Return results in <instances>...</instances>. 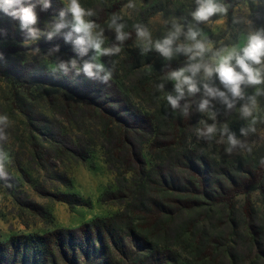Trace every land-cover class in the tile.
Here are the masks:
<instances>
[{
  "label": "rangeland",
  "instance_id": "374dc122",
  "mask_svg": "<svg viewBox=\"0 0 264 264\" xmlns=\"http://www.w3.org/2000/svg\"><path fill=\"white\" fill-rule=\"evenodd\" d=\"M80 2L86 9L94 11L95 15L89 19L94 20L99 28L104 30L105 46L115 42L114 29L108 27L111 17H122L120 22L126 24L125 31L130 33V38L124 42L121 53L113 57H101L100 62L105 64L106 60L110 68L117 69L120 75L126 76L122 79V87L132 89L133 93H128L136 102H140L144 108L154 104L157 106L155 99L149 98L140 90L141 87L136 82L139 81L137 76L125 73L138 71L140 63L134 62L133 58L136 54H148L149 58L144 61L142 67L145 72L152 74L153 68H156L155 74L160 76L164 65H167V72L178 69L187 63V57L184 54H176L171 60H166L154 47L143 52V44L138 42L133 26L145 25L151 32L153 42L162 39L172 29L173 23L183 25L186 32L188 24L194 23L191 12L196 7L195 0H132L134 8L126 7L129 0ZM221 2L228 7L227 14H217L208 22L198 25L203 34L198 39L211 44V49L205 53V62H211L213 53L225 47L242 48L251 32L264 29V0ZM64 6L65 0H51L47 15L38 21L37 27L42 31L46 30L47 24ZM4 15L0 11L1 24ZM10 24L15 28L12 22ZM5 27L8 28L6 24ZM177 43L192 42L186 41L181 35ZM55 45H59L60 51L48 56V50ZM36 48L40 49L39 54H33ZM0 52L5 56H12L15 63L21 64L17 65L19 68L24 69L26 73L31 72L37 78L43 76V72L48 75L59 72L53 71L58 59L76 58L73 46L66 43L62 36L52 41L41 37L38 41L26 43L24 36L16 33L9 41H0ZM141 70L144 71L142 68ZM202 77L203 73L198 79ZM159 80L150 86L152 95L160 93L156 87L160 83H164L165 88L172 91L173 82L168 81V84L165 79ZM35 81L28 79L21 85H15L0 76V114H7L11 121L6 130L7 140L0 141V149L9 157L5 166L8 178L0 179V244L20 235H44L57 230H75L96 218H108L121 210L118 203L103 202L107 191L117 190V173L108 165L105 156L106 148L112 149L114 145V142L109 145L110 138L105 137L106 121L94 117L88 119L91 117L84 115L70 102H66L70 113L65 115L60 110L64 105L62 96L43 86V83ZM218 87L223 90L222 85ZM243 87L246 98L254 95L257 88L264 91V84ZM45 92H50V96ZM256 99L257 110L254 115L257 116V123L253 125L256 132H250L247 136H242L240 129H247L251 125V118L242 119L238 112L241 104L246 101L238 102L236 108L231 111H226L223 105L214 102L215 111L221 114L216 117L217 128L226 122L236 124L238 130L232 133L244 141V148L228 155L224 151L227 146L226 137L222 143H216L215 140H197L195 129L202 127L200 121H213L196 108L184 118V122L174 121L172 118L174 126L178 123L174 128L176 143L201 145L219 158L231 161L249 154L257 155L258 158L264 157V95H259ZM176 115L178 116V113ZM84 116L85 118H82ZM148 147L149 144L144 147L143 155L150 163ZM261 199L260 191L253 187L248 194L237 197L236 202L238 206H242L249 200L262 218L264 208ZM215 212L204 208L176 222V225L188 227V218L197 220V229L190 233L188 242L191 246L189 258H192L193 262V258L198 257L195 249L197 246L192 248L193 245L199 244L196 237H201L204 241L213 239L205 234H217L221 230V219ZM199 264L210 263L206 261Z\"/></svg>",
  "mask_w": 264,
  "mask_h": 264
},
{
  "label": "trees",
  "instance_id": "16d2710c",
  "mask_svg": "<svg viewBox=\"0 0 264 264\" xmlns=\"http://www.w3.org/2000/svg\"><path fill=\"white\" fill-rule=\"evenodd\" d=\"M36 11L39 20L48 13L39 7ZM2 22L0 41H9L16 33L23 35L18 21L4 15ZM148 58V54H136L133 61L140 63L138 71L125 72L137 76L140 90L158 102L144 108L128 93H133L132 89L122 87L126 76L110 68L106 60L105 66L113 75L103 84L74 71L67 75L43 72L37 78L19 68L21 64L12 56L0 52V76L10 83L36 80L62 96L60 110L65 115L70 113L66 103L70 102L91 117L88 119L106 121L104 134L110 138L109 145H114L106 148L105 156L117 173V190L107 191L103 202L121 206L119 213L96 218L75 230L12 237L0 244V264H264V214L261 218L249 200L242 206L236 202L237 197L257 187L264 208V165L260 163L264 157L249 154L231 161L201 145L177 144L174 128L178 123L174 126L172 118L178 122L186 119L178 110L171 112L163 92L156 96L150 93L152 83L166 76L167 65L160 76L155 74L156 68L153 74L145 72ZM211 82L220 85L215 77ZM224 125L230 132L238 130L236 124ZM224 125L218 126L215 141L222 139L219 129ZM147 144L150 163L143 155ZM204 208L220 216L221 230L205 234L213 239L196 237L199 244L192 248L197 246L198 257L193 262L188 242L190 233L197 229V220L188 218V227L176 222Z\"/></svg>",
  "mask_w": 264,
  "mask_h": 264
},
{
  "label": "clouds",
  "instance_id": "9594fccd",
  "mask_svg": "<svg viewBox=\"0 0 264 264\" xmlns=\"http://www.w3.org/2000/svg\"><path fill=\"white\" fill-rule=\"evenodd\" d=\"M195 5L191 12L194 23L188 24L186 32L183 25L173 23L172 29L162 39L153 42L151 32L145 25L133 26L138 42L143 44V52L154 47L166 60H171L176 54H184L187 57V63L183 67L167 72L164 77L165 80L173 82L172 91L165 92L164 83L158 84L157 90L164 93L163 98L172 113L178 110L182 116L187 117L195 104L197 111L207 114L213 121H200L202 127L195 129L197 140L213 141L218 132L214 102L223 105L226 111H231L236 108L238 102L246 101L241 104L238 112L242 119L251 118V125L247 129L241 128L240 133L242 136H247L250 132L255 133L256 128L253 125L257 123V116L254 115L257 110L256 97L264 95V91L257 88L254 95L246 98L243 86L264 84V29L251 32L242 48L225 47L213 53L211 62H205L204 56L211 49V44L198 39L203 35L198 25L208 22L217 14L226 15L228 7L221 0H195ZM37 7L41 11H47L51 7V0H0V11L18 21L26 43L38 41L41 37L52 41L62 36L66 43L73 46L76 58L58 59L53 71L64 75L73 71L77 75L82 72L89 79L107 84L112 79L113 72L100 62V58L118 55L124 42L130 38V33L125 31L126 24L120 22L122 17H111L108 27L114 29L115 42L105 46L104 30L100 29L94 20L89 19L95 15L94 11L83 7L80 0H65V6L52 18L44 31L37 27ZM126 7L134 8L135 4L129 0ZM181 35L192 43H177ZM59 51V45H55L48 50L47 55L53 56ZM39 53V48L34 49L33 54ZM85 57L88 58L84 59ZM201 73L203 77L198 79ZM213 77L218 79L223 90L211 82ZM10 124L9 116L0 114V141L7 140L6 130ZM219 131L222 139L216 143L224 142L223 137L226 136V154L231 155L235 150L245 147L244 141L230 132L227 125ZM8 159V154L0 149V179L8 178L5 171ZM260 163L264 165V158Z\"/></svg>",
  "mask_w": 264,
  "mask_h": 264
}]
</instances>
